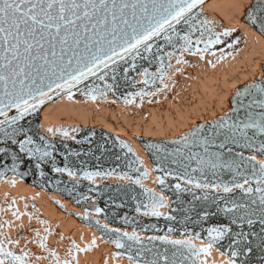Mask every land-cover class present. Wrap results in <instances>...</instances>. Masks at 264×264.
Listing matches in <instances>:
<instances>
[{
  "label": "snow or ice",
  "instance_id": "snow-or-ice-1",
  "mask_svg": "<svg viewBox=\"0 0 264 264\" xmlns=\"http://www.w3.org/2000/svg\"><path fill=\"white\" fill-rule=\"evenodd\" d=\"M201 16L202 0H0V177L8 171L21 177L38 174L42 179L48 173H60L77 182L86 179L95 184L97 177L115 175L128 182L117 190L130 195L137 214L170 222L177 217L171 210L162 211L170 208L163 190L174 191L177 202L181 194L191 196L178 221L181 239L173 238L177 229L171 223L165 235L142 238L135 226L129 232L101 225L98 219L93 222L85 208L82 219L94 223L103 242L114 246L113 259L126 258L128 264H264V78L235 89L231 107L222 115L193 125L167 142L177 147L145 144V151H151L155 158L152 171L162 173L154 180L161 192L142 183L149 170L127 142L117 138L120 148L126 149V165L122 166L121 156L115 155V167L103 170L99 166L102 155L92 154L97 161L95 170H89L84 162L76 168L70 166L69 157H79L80 153L68 150L67 144L61 153L54 138L59 134L66 140L70 131L78 129L43 126L44 132H40L42 126L34 125L31 117L53 95L67 92L71 97L73 89L92 100L111 94L126 105L135 103L136 98L143 103L158 96L169 88L165 80L173 68V57L177 65L190 64L184 58L186 53L203 60L214 46L232 48L239 42V36L233 39L235 27L218 30L219 21ZM242 19L264 36V0H249L243 6ZM160 39L164 43H157ZM166 48L171 51L165 52ZM217 50L223 52V48ZM144 61L159 66L150 72ZM175 71L182 70L177 67ZM133 72L141 77L139 82ZM121 80L125 87H138V83L146 87L121 93ZM149 85L155 92L147 90ZM98 150L110 151L104 145ZM246 151L252 154L245 155ZM61 156L63 166L58 163ZM122 167L128 171H118ZM168 176L177 182L168 184ZM9 182L14 184L15 180ZM14 204L15 198L8 205L14 209L13 218L19 221L27 215L29 223L14 225L0 209V264H39L41 260L45 264H80L79 253L98 247L94 234L81 245L60 233L58 241L66 244L63 253L58 252L47 243L55 229L40 217L39 210L27 211L25 204L26 210L21 212ZM123 206L117 204L118 208ZM93 208L97 214L103 211L99 206ZM33 218L43 232L32 226ZM123 221L138 223L127 215ZM8 227L23 231L11 236ZM150 228L160 230L157 225H145L141 231ZM27 231L33 235L25 236ZM30 244L38 245L41 252L34 253ZM213 250L221 259L210 262ZM107 255L104 264H108Z\"/></svg>",
  "mask_w": 264,
  "mask_h": 264
},
{
  "label": "bare ground",
  "instance_id": "bare-ground-1",
  "mask_svg": "<svg viewBox=\"0 0 264 264\" xmlns=\"http://www.w3.org/2000/svg\"><path fill=\"white\" fill-rule=\"evenodd\" d=\"M248 2L249 0H202L203 18L219 21L218 30L235 27L237 31L233 34V39L239 36L240 40L232 48L224 45L214 46L212 53L204 54L203 60L198 55L186 53L184 58L190 61V64L177 65L175 57H173L171 60L173 68L169 70L165 80L169 88L158 96L146 98L143 103L139 98H136L135 103L126 105L111 94L107 98L97 96L96 100H92L82 91L73 89L71 97L67 92L59 96L53 95L50 101L41 106L38 111L37 124L42 127L39 131L44 132L43 126L63 127L69 130L93 128L122 138L131 145L135 155L143 160V167L149 170L148 177L143 179L142 183L148 188L161 192L162 190L154 183L157 176L156 171H152L154 166L141 144V139L172 140L189 130L191 126L205 123L222 115L230 108V101L235 89L249 81L264 78V36H261L250 26H246L242 19L243 6H246ZM219 48H223V52L217 50ZM228 52L232 54L228 55ZM221 55L224 56V59H219ZM208 61L212 63L209 64ZM177 67L182 71L176 72ZM140 79L141 77L138 75L137 82ZM138 85L142 84L138 83ZM156 87H159V81H157ZM155 90L154 87L150 91L155 92ZM148 99H151V103L148 102ZM114 100L115 103H113ZM76 132L70 131L67 140L74 141L71 137ZM44 134L48 135L46 132ZM55 138L63 140L59 134ZM251 154L247 153L246 155ZM62 175L75 180L68 177L67 174ZM167 178L174 179L172 176ZM11 180H15V183H10ZM82 180L93 184L86 179ZM103 181L128 183L115 178V175L107 179L96 178V183ZM163 194L169 197L171 206L170 196L164 191ZM13 198H15V209L24 212L25 204L28 206L27 211L34 212L38 209L40 217L46 219L49 225L54 227L55 234L48 236L49 247H56L58 252L63 253L66 241H58L60 233L75 239L81 245L90 241L94 234L97 237L98 247L86 253H79L77 258L80 264H104L105 254H108V264H128L126 258L113 259L111 253L116 250L114 246L104 243L100 238L101 232L92 224L82 220L84 210L71 199L65 198L58 192L36 187L13 173L4 174L3 177H0V209L4 210V218L13 220L14 225L20 223L27 225L29 219L27 215L22 216L19 221L13 218L12 211L14 209L8 208V205L13 203ZM90 202H94V199ZM169 209H162V211H169ZM77 213L81 215L78 216ZM89 216L100 220L101 225L108 224L112 228H120L129 232L133 229V227H121L109 223L94 211H89ZM31 224L43 232L42 226L35 218L32 219ZM6 230L11 236H16L18 231H23L16 227H8ZM136 230L140 232L142 238L165 235L144 233L137 228ZM23 234L31 237L33 232L27 231ZM81 234H83V240L80 239ZM173 238L181 239L183 237L179 234L173 235ZM194 242L200 243L199 240ZM23 246L24 241L21 240V247ZM29 247L34 253L41 252L36 244H30ZM32 259L35 260V256ZM208 259L210 262L218 261L221 257L218 252L213 250ZM39 264H45V262L41 260Z\"/></svg>",
  "mask_w": 264,
  "mask_h": 264
},
{
  "label": "trees",
  "instance_id": "trees-1",
  "mask_svg": "<svg viewBox=\"0 0 264 264\" xmlns=\"http://www.w3.org/2000/svg\"><path fill=\"white\" fill-rule=\"evenodd\" d=\"M264 69V67H263ZM34 120H33V124L36 125L38 122L37 117L34 116ZM103 134H107L110 135L109 133H104ZM112 136V135H111ZM101 137L99 136L98 138L95 139V143H97V141H100ZM67 144L68 146V150H70L71 152H75V153H80L79 157L77 156H70V166H74L77 168L75 164H77L76 162L81 163L84 162L85 164H87V166L92 165L93 163H97L94 162V160H96L94 158V156L92 154L95 155H102V159L99 161V164H105V165H109L111 167H114L117 163V161L115 160V155H120L121 156V161H119V163L124 166L126 165L127 161L124 159V154H125V150H122L120 147L116 146V144L114 142L111 143V147L112 149L109 152H104L101 153V151L98 150L99 146H93L91 147L90 145H86V144H77L74 143L72 141H67V142H59L58 143V148L61 150H65L64 147L62 145ZM245 153H251V152H245ZM150 160L153 162V164H155V158L153 156V154L148 153ZM132 157H129V159H131ZM72 162V163H71ZM93 162V163H92ZM91 163V164H89ZM59 164L61 165V163L59 162ZM94 165V164H93ZM94 167V166H93ZM23 171V169H21ZM119 171H128L127 167H122L121 169H118ZM10 173H12L10 171ZM134 174V172L132 173ZM37 177H39L38 174L36 175H28V176H24L22 178L25 179V181L31 183L32 185L39 187V188H43L46 189L47 191H53V192H58L61 193L62 195H64L65 198H72L68 193H66L65 191H62L59 188H55L53 186H48L45 185L44 183H37L36 181H34V179H36ZM55 178L60 180L62 184H64L65 182V186H69V185H76L75 187H78L80 190H86L89 188H96V190H90V192L92 194H95L102 202V204L100 205V208L103 209V211L100 214H97L101 217H103L106 221H108L109 223H112L114 225H118L121 227H129L132 228L133 226H135L137 229H139L141 231V229L145 226H151V225H157L158 229L160 230H152L151 228L148 231H142L144 233H157V234H166L167 232V228L169 225H167L165 222H168V220H166L165 218H145L143 216H139V215H134L132 210L127 211L126 210V206H134L131 200L130 195H126L129 199L128 203H125L123 208H118L117 205H105L107 203L104 202V199L107 197V195H109L110 193H116L118 194L114 199L117 200L118 202L121 201L122 199H125L124 197H122V195L125 193L123 191H119L118 186L120 188H123L124 186L127 185V183H110L107 181H103L100 183H95V184H91V183H87L85 181H81L79 180V182H77V180H70L64 176L61 175H57V174H51L48 173L46 178H41L42 182H47L48 179L50 178ZM166 182L168 184H171L172 182L168 179H166ZM177 181H174V184ZM100 185H103L104 187H98ZM159 187V186H158ZM160 188V187H159ZM161 189V188H160ZM140 189L136 186V192L139 193ZM165 191L171 198H172V215L177 216L180 213H183V209L185 207L188 206V201L191 200V196L189 194H181V201L177 202L176 201V195L174 193V191L172 190H168L165 189L163 190ZM135 207V206H134ZM177 209H179V211H176ZM95 213V212H94ZM118 213V215H117ZM127 215L129 218H134L136 221H138V223H136L135 225L132 224H125L123 221V217ZM105 216H107V219L105 218ZM95 227V226H94ZM180 231H176L175 233H173L172 235H179Z\"/></svg>",
  "mask_w": 264,
  "mask_h": 264
},
{
  "label": "rangeland",
  "instance_id": "rangeland-1",
  "mask_svg": "<svg viewBox=\"0 0 264 264\" xmlns=\"http://www.w3.org/2000/svg\"><path fill=\"white\" fill-rule=\"evenodd\" d=\"M201 19H204L203 18V15L201 16ZM157 43H164V41L162 40V39H160V40H158L157 41ZM167 51H171V49H169V48H166L165 49V52H167ZM138 63H140L139 61H138ZM165 64H167V60H165ZM143 66L144 67H148L149 68V71L150 72H155L156 71V68L159 66L158 64H152V65H149L148 64V62L147 61H144L143 62ZM132 76H134L135 77V79H136V81L138 80V75L135 73V72H133L132 74H131ZM158 81V80H157ZM257 81H259V80H257ZM157 86V85H156ZM146 86L145 85H138V87H125L124 86V83H123V80H121V93H127L128 91H133V92H135V91H139L141 88H145ZM242 86H240L239 88H241ZM154 87H151L150 85L147 87V90H151V89H153ZM74 90H77V89H74ZM78 91H80V90H78ZM117 95H120V93H117ZM230 107H231V101H230ZM34 116H36L37 117V120L39 119V115L38 114H34L32 117H31V119H32V121L34 120ZM38 122V121H37ZM102 132H104V131H102V130H98V129H78V131L74 134V136L76 137V139L74 140V141H72V142H74V143H77V144H81V143H83V144H86V145H90L91 147H93V146H99V145H104L105 146V148H107L108 150H111L112 149V147L110 146L111 145V143L112 142H114L115 144H116V146H118V147H120L119 146V144H118V142H117V138L118 137H115V136H111V134L110 135H105V134H103ZM90 133H94V135H89ZM104 133H106V132H104ZM101 137V139H100V141H97V143H95V139L96 138H98V137ZM55 139V142L57 143V146H59L58 145V143L59 142H67V141H71V140H59V139H56V138H54ZM119 140H123L122 138H118ZM90 141V142H89ZM123 141H125V140H123ZM168 141H170V140H161V141H151V140H147V139H141V144H142V146L145 148V144H148V143H152V144H162L164 147H166V148H175V147H177V145H173V144H170V143H167ZM63 146V145H62ZM59 149V148H58ZM59 151L61 152V153H63L65 150H61V149H59ZM125 151H126V149H125ZM239 151V150H238ZM146 153H147V155H148V153H150V154H152V152L151 151H146ZM247 153H245V155H246ZM149 156V155H148ZM61 163V165L60 166H63V157L61 156L60 157V159H59V161H58V163ZM94 162H97L96 160H94ZM152 162V161H151ZM69 163H70V159H69ZM72 163V162H71ZM77 164H75V162H74V165H76L77 166V168H79L80 167V165H81V163H79L78 164V162H76ZM93 163V162H92ZM89 164H91V163H89ZM94 164V165H93ZM92 165H90V166H87L88 167V169L89 170H95L96 169V167H97V163H93ZM152 164H153V162H152ZM87 165V164H86ZM94 166V167H93ZM99 166H100V168L101 169H103V170H107V169H109V168H112L111 166H109V165H105V164H99ZM153 166H154V164H153ZM115 167V166H114ZM119 171V170H118ZM10 173V171H8V172H6L5 174H9ZM57 175H61V176H63L62 174H59V173H56ZM135 174H137V173H135L134 172V175ZM162 175V173H159V172H156V175ZM65 177V176H64ZM50 178V177H49ZM67 178V177H66ZM69 179V178H68ZM166 179H168V180H170L172 183L171 184H173L174 185V179H169V178H166ZM58 179H55V178H50V179H48V181L47 182H42L41 181V177H37L36 179H34V181H36L37 183H44L45 185H48V186H53V187H55V188H59V189H61L62 191H65L66 193H68L72 198H70L72 201H74L79 207H84V208H88V210L89 211H91V210H93L94 211V208H93V205H95V206H99L100 207V205L102 204V202H101V200L95 195V194H92L91 192H90V190H89V188L88 189H86V190H80L78 187H73V185H67V186H65L64 184H65V182H64V184H62V183H59V184H57L56 183V181H57ZM71 180V179H70ZM81 181H83L82 179H80ZM72 181V180H71ZM138 188H139V186H137ZM185 187H187V186H185ZM140 189V188H139ZM165 192V191H164ZM166 193V192H165ZM61 194V193H60ZM118 194H116V193H110L109 195H107V197L104 199V202L106 203L107 202V204H105V205H111V206H113V205H117V204H120V203H123V204H125V203H128L129 202V199H128V197L126 196V195H122V197H124L125 199H122L121 201H117L116 200V204H113L112 203V200L117 196ZM64 196V195H63ZM83 196H87V197H89V199H87L86 201L85 200H83L81 197H83ZM94 199V202H90L91 200H93ZM170 199H171V206H170V209L169 210H171L172 209V198L170 197ZM77 201H79V202H77ZM132 203H133V205L135 206V202L134 201H132ZM132 207V206H126L127 208H126V210L127 211H130V210H132V212H133V214L134 215H137L136 214V211H135V207ZM84 211H85V209H83ZM182 215H183V213H180V214H178L176 217H177V221H175V222H170V221H168V222H165L167 225H169L170 223H171V225H172V227H174V228H176L177 229V231H181V225H180V223L178 222L179 221V219L182 217ZM140 216V215H139ZM89 219L90 220H92L93 222L95 221V219H93V218H91L90 216H89ZM83 220V219H82ZM83 221H85V220H83ZM86 222V221H85ZM209 223H211V221L209 222ZM93 226H95L94 225V223L92 224ZM96 227V226H95ZM189 227H191V225H189ZM97 228V227H96ZM197 231H199V229L197 228L196 229Z\"/></svg>",
  "mask_w": 264,
  "mask_h": 264
},
{
  "label": "water",
  "instance_id": "water-1",
  "mask_svg": "<svg viewBox=\"0 0 264 264\" xmlns=\"http://www.w3.org/2000/svg\"><path fill=\"white\" fill-rule=\"evenodd\" d=\"M158 175V174H157ZM82 209H85L84 207H81ZM91 211H93V210H91ZM95 212V211H94Z\"/></svg>",
  "mask_w": 264,
  "mask_h": 264
}]
</instances>
